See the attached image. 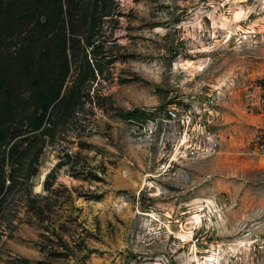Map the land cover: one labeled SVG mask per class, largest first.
I'll return each mask as SVG.
<instances>
[{
	"label": "rangeland",
	"instance_id": "obj_1",
	"mask_svg": "<svg viewBox=\"0 0 264 264\" xmlns=\"http://www.w3.org/2000/svg\"><path fill=\"white\" fill-rule=\"evenodd\" d=\"M0 37V264H264V0H0Z\"/></svg>",
	"mask_w": 264,
	"mask_h": 264
},
{
	"label": "built area",
	"instance_id": "obj_2",
	"mask_svg": "<svg viewBox=\"0 0 264 264\" xmlns=\"http://www.w3.org/2000/svg\"><path fill=\"white\" fill-rule=\"evenodd\" d=\"M240 30V29H239ZM236 32V31H235ZM245 34H253L256 35L255 31L251 32L250 30H242ZM169 114L175 119L178 118V112L175 108L169 109ZM192 114V110L188 111L184 117L186 118V122L188 127L186 131H184V135L179 143L176 145V152L181 156L187 155H210L213 152H216L218 146V140L214 138V133L204 125H200L198 128L194 127V122L191 120V124H193V128L191 129L189 124V117ZM184 118V119H185ZM183 119V122H184ZM196 129V130H195ZM201 134V139L195 138V141L192 140V137H195L198 133Z\"/></svg>",
	"mask_w": 264,
	"mask_h": 264
},
{
	"label": "trees",
	"instance_id": "obj_3",
	"mask_svg": "<svg viewBox=\"0 0 264 264\" xmlns=\"http://www.w3.org/2000/svg\"><path fill=\"white\" fill-rule=\"evenodd\" d=\"M1 38V37H0ZM0 44L1 45H3V44H5V42H4V40H3V38H1L0 39ZM5 46V45H4ZM1 48L2 47H0V50H1ZM4 48H6V47H4ZM8 48H6V51H8L7 50ZM63 51V54H64V50H62ZM10 54V53H9ZM59 54H60V51H59ZM64 64H66V61H63V64H62V68H63V65ZM64 69V68H63ZM29 83H30V85L32 86V90H31V92H30V96L29 97H27L28 99H33V100H39L38 102H40V108L42 109V113H40V114H38V113H35V114H33L34 115V123H32L33 124V127H32V129L31 130H33V131H31V132H36V133H32V134H28L27 136V140L28 139H31L30 141H31V143H34L35 142V140L39 137V136H41V133L39 132L40 131V125L39 124H41L42 123V121H43V119H44V117H45V114L47 113V110H48V108H49V106H50V104H51V102L52 101H49V97L48 96H46L45 94H43V92L42 93H39V90H38V87L40 86V80L39 79H37L36 77L34 78V79H32V80H30L29 81ZM129 117L128 118H132V119H134V120H141V119H145V118H147V114L145 113V112H143V115L140 117H137L136 116V112H130L129 113V115H128ZM36 124V125H35ZM35 125V126H34ZM4 178L2 179V182L4 183ZM11 182L10 183H12V182H14L15 180H14V177H12V175H11ZM2 189H4V185H1V180H0V197H1V194H2ZM2 202H3V197H1L0 198V206H1V204H2Z\"/></svg>",
	"mask_w": 264,
	"mask_h": 264
}]
</instances>
